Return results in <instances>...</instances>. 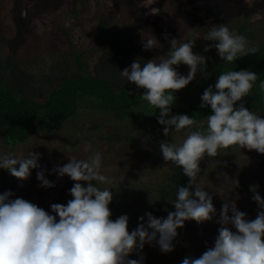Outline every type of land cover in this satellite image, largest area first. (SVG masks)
Returning a JSON list of instances; mask_svg holds the SVG:
<instances>
[{
  "label": "rangeland",
  "instance_id": "1",
  "mask_svg": "<svg viewBox=\"0 0 264 264\" xmlns=\"http://www.w3.org/2000/svg\"><path fill=\"white\" fill-rule=\"evenodd\" d=\"M212 1L221 18L209 10V0H0V75L5 81L22 84L28 88H24L26 92L40 100L63 78L82 75L104 77L116 89L126 87L136 91L141 89L122 78L120 71L137 59L143 64L166 55L170 39H177L178 43L195 41L193 52L209 62L220 59L211 47L213 42L204 40L213 25L238 27L246 20L256 35L252 44L264 36V0ZM151 34L163 45L162 49L143 50L141 37ZM206 47L210 50L205 51ZM10 55L14 56V69L8 64ZM177 71L186 76L188 68L180 65ZM201 74L197 73L195 79ZM182 91L178 94L182 95ZM260 116L264 118V113ZM109 135L114 137L113 142ZM184 138L183 131H172L165 137L162 125L141 120L116 121L86 104L50 134L41 127L32 128L24 144H7L0 129V155L20 157L33 151L41 156V168L31 170L27 181H18L0 169V194L11 191L12 199L23 198L55 215L51 205H66L72 199L69 190L73 181L67 176L59 178L53 168L68 163V158L85 159L100 152L101 172L113 181L100 187H108L122 196L110 208L111 219L127 215L131 232L147 212L163 217L157 214L156 203L161 188L177 173V166L165 163L159 145L165 140L179 144ZM200 168L199 181L212 195L217 215L202 225L186 221L185 227L177 230L170 253H162L155 242L145 245L140 253L143 264H181L185 257L197 258L214 246L222 206L216 192H223L235 202L246 219H255L258 206L250 187L258 186L264 198V155L238 147L222 149L214 158L205 157ZM41 169L55 187L40 186L37 171ZM234 181H238V187ZM172 199L174 195L169 201ZM169 201L165 209L174 211ZM130 259L139 256L134 253Z\"/></svg>",
  "mask_w": 264,
  "mask_h": 264
},
{
  "label": "clouds",
  "instance_id": "2",
  "mask_svg": "<svg viewBox=\"0 0 264 264\" xmlns=\"http://www.w3.org/2000/svg\"><path fill=\"white\" fill-rule=\"evenodd\" d=\"M204 40L213 42L211 47L227 64L259 51L258 46L225 24L213 25ZM168 43L170 51L166 55L143 64L137 59L120 75L137 89H143L141 99L159 110L157 122L163 126L165 137L172 131L185 133L182 143L165 140L159 145L165 163L182 169L188 178V184L177 187L175 199L169 201L175 210L165 209L166 218L147 212L130 232L127 215L111 219L113 191L100 185H111L113 181L101 172L102 154L68 158V163L55 166L53 172L61 179L67 176L73 181L69 190L72 199L66 205L52 204L55 215L23 198L12 199L11 191L0 194V264H143L140 253L145 245L154 242L162 253H170L177 230L183 229L186 221L202 225L217 215L212 195L199 181L201 161L216 157L222 149L237 147L264 155V118L243 103L257 74L228 70L218 76L215 90L211 86L204 90L200 107H210L212 112L206 117L205 128L186 114L172 115V106L175 93L186 88L197 73L206 71L207 59L193 52L195 41L178 43L177 39H170ZM141 44L145 51L163 48L152 34L141 37ZM180 65L187 66L186 76L177 71ZM260 89L264 91V82ZM40 159V154L33 151L20 157L3 154L0 169L23 182L30 178L31 170L41 168ZM37 180L45 189L55 187L42 169L37 171ZM234 184L239 186L238 181ZM250 191L258 206L252 220L246 219V214L223 192H216L222 206L214 246L197 258L185 257L181 264H264V198L258 186H251ZM134 253L139 259H130Z\"/></svg>",
  "mask_w": 264,
  "mask_h": 264
},
{
  "label": "trees",
  "instance_id": "3",
  "mask_svg": "<svg viewBox=\"0 0 264 264\" xmlns=\"http://www.w3.org/2000/svg\"><path fill=\"white\" fill-rule=\"evenodd\" d=\"M209 1V10L219 14L216 4L212 0ZM221 15L216 17L221 18ZM227 26L250 42L256 40L253 27L246 20H243L238 27ZM255 45L259 48L255 55L241 57L235 63L227 64L221 59L207 62L206 71L182 89V95L175 93L172 115L186 114L198 122L206 120L212 112L210 107H200L201 96L210 86L215 90L218 76L228 70H248L257 74L258 78L249 96L243 99V103L249 111L259 116L264 113V91L260 89V83L264 82V36ZM13 60L14 56L10 55L8 64L12 69H14ZM2 75H0V129L5 142L10 145L27 142L32 128L38 130L41 127L42 131L50 134L62 122L76 116L83 104L92 105L94 109L108 114L116 121L141 120L160 125L157 122L159 110L150 108L147 102L141 99L143 89L136 91L126 87L116 89L112 82L104 77L82 75L63 78L45 98L40 100L32 93L26 92L24 88H28L22 84L3 80ZM238 106L239 102L236 107ZM202 126L206 128V122ZM108 139L113 142L114 137L109 135ZM3 173L6 174V171ZM187 182L188 178L183 175L182 169L177 167V173L171 177V182L160 190V200L156 203L157 214L166 217L167 202L173 195L175 199L177 187L186 186ZM125 192L123 191L124 195H127L128 191ZM130 193L135 194L134 191ZM121 198V195L113 191V201L109 207L112 208Z\"/></svg>",
  "mask_w": 264,
  "mask_h": 264
}]
</instances>
